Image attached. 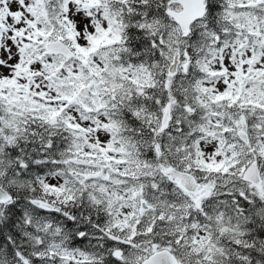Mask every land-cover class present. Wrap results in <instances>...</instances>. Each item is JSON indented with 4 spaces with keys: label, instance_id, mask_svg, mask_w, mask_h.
Returning a JSON list of instances; mask_svg holds the SVG:
<instances>
[{
    "label": "snow or ice",
    "instance_id": "obj_1",
    "mask_svg": "<svg viewBox=\"0 0 264 264\" xmlns=\"http://www.w3.org/2000/svg\"><path fill=\"white\" fill-rule=\"evenodd\" d=\"M0 264H264V0H0Z\"/></svg>",
    "mask_w": 264,
    "mask_h": 264
}]
</instances>
